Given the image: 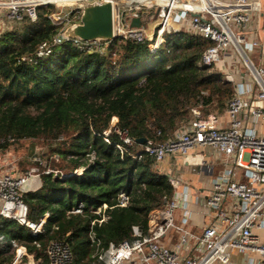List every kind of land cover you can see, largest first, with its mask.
Listing matches in <instances>:
<instances>
[{
	"label": "trees",
	"instance_id": "1",
	"mask_svg": "<svg viewBox=\"0 0 264 264\" xmlns=\"http://www.w3.org/2000/svg\"><path fill=\"white\" fill-rule=\"evenodd\" d=\"M50 10L39 7L37 20L24 18L19 30L7 32L2 26L0 151L26 140L55 142L49 152L60 163L51 160L49 166L57 176L72 177L54 180L52 173L41 174L37 189L24 194L30 222L48 214L36 237L0 217V264H10L12 243L45 259L51 240L68 245L73 264H93L86 235L93 211L103 204L113 207L109 219L93 229L105 246L132 239L134 226L146 230L150 213L163 208L173 188L153 159L136 160L139 145L120 153L116 133L104 141L112 118L131 139L161 143L191 122L194 107H203L206 115L223 113L234 96V86L216 66L195 65L211 41L183 29L164 32L154 54L147 42H112L103 51L87 53L67 41L53 44L47 57L22 61L58 34L60 28L47 17ZM80 169L81 175L73 174ZM121 189L130 197L124 208L115 207ZM79 203L83 213L71 214Z\"/></svg>",
	"mask_w": 264,
	"mask_h": 264
},
{
	"label": "built area",
	"instance_id": "2",
	"mask_svg": "<svg viewBox=\"0 0 264 264\" xmlns=\"http://www.w3.org/2000/svg\"><path fill=\"white\" fill-rule=\"evenodd\" d=\"M83 2L113 4L115 39L102 43L64 39V42L72 41L79 51L100 52L108 43L120 45L135 41L147 42L149 52L154 54L164 32L184 29L190 35L212 43L195 65L200 68L222 67L225 79L234 86V96L225 108L226 126H221L215 115L202 117L201 106H198L191 110V122L170 139L161 143L147 141L141 145L131 139L126 130H119L117 119L112 118L103 133L104 141L108 143L106 137L111 132L116 133L121 141L116 146L120 153L139 145L136 160L148 157L158 164L168 156H185L193 149L206 148L221 156L223 169L211 181V192L200 207H195L198 198L193 199L189 186L170 176L173 196L164 200L163 208L150 213L146 230L134 226L133 238L119 244L105 246L96 236L93 228L106 223L109 219L107 211L113 208L106 204L99 206L93 211L96 217L90 222L86 235L92 249L91 262L234 264L230 259L233 252L264 258V240L257 233L264 232V52L260 41L245 34L252 14H262L264 20V0H0V9L5 10L0 23H20L24 18L35 22L39 7H51L47 17L60 30L51 43L40 44L34 55L22 58V61L29 62L33 57L50 55L53 44H58L57 37L66 27L79 21L75 6ZM117 5L119 29L116 25ZM133 18L140 19V28L129 27ZM248 52H255L258 65ZM227 60L231 62L230 67ZM257 124H260L258 129ZM206 168L212 173V168ZM236 170L242 171L243 180L236 179ZM82 171L73 174L81 175ZM51 173L54 180L72 177L57 176L58 173L52 170L43 174ZM39 185L40 176L34 169L25 174H0V217L27 227L33 237L41 233L48 214L38 223L30 222L23 196ZM116 199L115 207L120 208L126 207L130 201L124 189L118 192ZM83 209V203H79L70 213L81 215ZM11 254L10 264H73L68 245L56 240L47 244L45 259L15 243H12ZM246 264L264 262L250 258Z\"/></svg>",
	"mask_w": 264,
	"mask_h": 264
},
{
	"label": "rangeland",
	"instance_id": "3",
	"mask_svg": "<svg viewBox=\"0 0 264 264\" xmlns=\"http://www.w3.org/2000/svg\"><path fill=\"white\" fill-rule=\"evenodd\" d=\"M118 11H119V5H117L116 8L117 29H119ZM4 14H5V10L0 9V18H3ZM2 23H4V21ZM4 25L5 26L3 27V30H7V32H13L21 28L19 24L14 22H5ZM260 44L262 45L264 52V41H260ZM248 55H250L251 60L254 62V64L258 65L259 60L256 57L255 52H251V53L248 52ZM235 56H238L236 52H235ZM263 60H264V53H263ZM217 68L223 73V77L225 78V74H224L225 71L223 70V68L222 67L221 68L217 67ZM195 108L197 107H194L193 109ZM199 111L202 117L208 115L223 117V115L225 114V112H223L217 114L209 113L206 115L203 107H201ZM259 125L260 124H257V129L260 128ZM54 143L55 142L45 143L43 140H36L34 142L30 140H26L23 141L22 144L12 146L8 151L5 152L0 151V174H2V171L5 172L14 171L15 173L18 172L20 174H25L30 169H34L35 172L38 174V176H40L45 171L52 170L49 166L51 160L54 161L55 163H60L57 155L54 153L50 154L49 152V148L53 147L55 145ZM47 154L48 156H46ZM200 156L201 154L199 153L198 149H193L189 151L185 156H180V155L170 156V167H171L170 176L179 178L183 181H190V182L194 181L196 179L195 176L197 174H195V172L192 171V168L196 167L199 164ZM195 197L196 194L194 193L193 198ZM249 256L244 255V256H237L236 258L233 257V262L235 261L234 263L236 264H243L244 258Z\"/></svg>",
	"mask_w": 264,
	"mask_h": 264
},
{
	"label": "crops",
	"instance_id": "4",
	"mask_svg": "<svg viewBox=\"0 0 264 264\" xmlns=\"http://www.w3.org/2000/svg\"><path fill=\"white\" fill-rule=\"evenodd\" d=\"M261 14H252L251 15V20L250 23L247 26L246 30V36L250 38H256V40L261 41L262 38H264V20L260 17ZM228 67H230V60H227ZM219 123L221 126H226L227 125V118L225 117V114L223 117H218ZM199 153L201 154L200 156V161L199 164L192 168V171L197 174L195 176L194 181H183L185 184H187L190 188L191 195L193 197V194H196L195 198H198V203L195 205L199 206L203 203V200L205 199L206 196H208L211 192V181L217 174L223 169V164L221 162V156H218L214 151L206 148H198ZM156 169L168 176L170 179V174H171V167H170V156L166 157L162 162L155 164ZM203 167H210L212 168V173L207 172L206 170H203ZM5 171H2L4 173ZM14 172V171H11ZM19 174L18 172H16ZM237 174V180H243V173L241 170H236ZM172 177V176H171ZM175 178V177H173ZM179 179V178H178ZM181 180V179H180ZM195 198H193L195 200ZM258 235L261 237L262 240H264V232H257ZM244 255H250L249 257L244 258V263L246 264L250 258H253L254 260H261L264 262V258L258 256V255H252V254H241L238 252H233L230 254V259L233 262V257L237 256H244ZM247 259V262H246ZM235 262V261H234ZM233 262V263H234ZM236 264V263H234Z\"/></svg>",
	"mask_w": 264,
	"mask_h": 264
},
{
	"label": "water",
	"instance_id": "5",
	"mask_svg": "<svg viewBox=\"0 0 264 264\" xmlns=\"http://www.w3.org/2000/svg\"><path fill=\"white\" fill-rule=\"evenodd\" d=\"M75 11L79 13V21L65 28L63 34L57 37L58 44L64 43L65 38L100 43L115 39L114 8L111 2H83L75 6ZM260 17L263 19L262 14ZM129 27L140 28V19L133 18ZM136 142L142 145L146 143V139L136 140Z\"/></svg>",
	"mask_w": 264,
	"mask_h": 264
}]
</instances>
